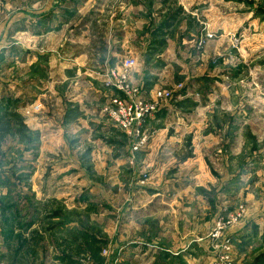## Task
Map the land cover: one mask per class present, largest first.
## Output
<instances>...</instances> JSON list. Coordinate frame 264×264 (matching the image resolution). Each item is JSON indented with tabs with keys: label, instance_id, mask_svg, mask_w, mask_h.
<instances>
[{
	"label": "rangeland",
	"instance_id": "1",
	"mask_svg": "<svg viewBox=\"0 0 264 264\" xmlns=\"http://www.w3.org/2000/svg\"><path fill=\"white\" fill-rule=\"evenodd\" d=\"M0 264H264V0H0Z\"/></svg>",
	"mask_w": 264,
	"mask_h": 264
},
{
	"label": "built area",
	"instance_id": "2",
	"mask_svg": "<svg viewBox=\"0 0 264 264\" xmlns=\"http://www.w3.org/2000/svg\"><path fill=\"white\" fill-rule=\"evenodd\" d=\"M138 103H139L137 107L138 116L136 120L144 119L146 116L148 115L151 116L152 114H156L160 110L159 107L153 104H149V103L144 104L142 100H139ZM116 118H118V115H116ZM124 126H126V124H124Z\"/></svg>",
	"mask_w": 264,
	"mask_h": 264
},
{
	"label": "crops",
	"instance_id": "3",
	"mask_svg": "<svg viewBox=\"0 0 264 264\" xmlns=\"http://www.w3.org/2000/svg\"><path fill=\"white\" fill-rule=\"evenodd\" d=\"M164 110H166V107L161 108L160 111L156 113V116H159V117L163 116ZM154 119H155V117L151 118V120H154Z\"/></svg>",
	"mask_w": 264,
	"mask_h": 264
}]
</instances>
